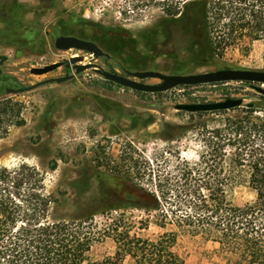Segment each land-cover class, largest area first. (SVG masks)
<instances>
[{"label":"rangeland","instance_id":"374dc122","mask_svg":"<svg viewBox=\"0 0 264 264\" xmlns=\"http://www.w3.org/2000/svg\"><path fill=\"white\" fill-rule=\"evenodd\" d=\"M10 1L6 17L12 28L6 29L0 21V69L5 77H12L10 87L65 76V66L43 75L31 69L65 62L74 54L121 75L136 70L166 74L264 70L263 39L246 35L224 50L197 56L159 30L160 21L167 17L159 6L136 8L140 0H54L37 14L29 13L33 0ZM61 35L96 41L109 57L95 59L85 51L59 50L55 40ZM72 74L63 83L0 97V170L20 173L26 166L20 192L26 196L36 187L52 194L51 218L78 215L79 206L93 203L104 208L94 218L95 228L120 219L131 225L132 236L153 241L178 231L174 223L157 224L162 210L176 223L179 215L191 209L186 193L194 195L204 171L198 165L206 149L202 126L214 127L222 117L180 111L174 105L231 97L244 99L240 107L264 108V94L258 91L264 83L226 81L146 93L106 80L93 68ZM142 81L157 83L159 79ZM21 120L24 124H17ZM140 189L159 197L160 211L138 208ZM229 198L242 206L255 199V192L241 183L229 191ZM116 249L114 241L106 238L92 254L102 258ZM173 252L185 264H235L217 243L182 232ZM122 260L136 264L127 254Z\"/></svg>","mask_w":264,"mask_h":264},{"label":"trees","instance_id":"16d2710c","mask_svg":"<svg viewBox=\"0 0 264 264\" xmlns=\"http://www.w3.org/2000/svg\"><path fill=\"white\" fill-rule=\"evenodd\" d=\"M140 2L136 8L159 6L167 16L160 21L159 30L197 56L224 50L246 35L264 40V0ZM12 4L0 0V21L6 29L13 24L6 17ZM212 113L222 117L214 127L202 126L206 149L198 165L204 171L194 195L186 193L191 209L179 215L176 223L162 210L157 224L174 223L178 231L165 233L156 241L132 236L131 225L120 219L95 228L94 218L104 208L93 203L79 206L78 215L51 218L55 208L52 194L36 187L26 196L20 192L26 166L20 173L0 170V264H124L123 254L136 264H185L173 252L178 232L217 243L235 264H264V108L237 107ZM194 171L191 166L190 174ZM241 183L252 188L255 199L239 206L231 201L229 191ZM140 198L138 208L161 210L155 193L140 189ZM106 238L114 241L115 254L95 258L93 248Z\"/></svg>","mask_w":264,"mask_h":264},{"label":"water","instance_id":"95a60500","mask_svg":"<svg viewBox=\"0 0 264 264\" xmlns=\"http://www.w3.org/2000/svg\"><path fill=\"white\" fill-rule=\"evenodd\" d=\"M55 47L59 50L77 49L86 51L93 54L95 57L109 56L98 46V44L91 40L79 38L77 36H58L55 40ZM81 60V57H73L68 61V66ZM64 62H57L45 67H34L31 72L36 75H43L52 72L63 66ZM96 68L97 73L102 75L106 80L112 81L122 87L132 89L134 91L157 93L173 89L178 86H192L201 84H211L226 81H247L264 83V70L254 69H232L222 68L216 71L193 73V74H166L157 70H136L127 71L126 75H121L116 72L105 70L103 67L95 64L76 65V73L79 74L87 68ZM74 77L73 74H66L58 78H50L36 85L20 86V87H7L3 94L10 93H23L32 90L38 86L49 83H63ZM146 79H159L157 83H149L142 80ZM258 91L264 94L263 88H258ZM244 103L243 98H227L221 101L211 102H191V103H176L174 107L180 111L190 113L198 112H212L219 110H231L242 106ZM254 104H248L252 107Z\"/></svg>","mask_w":264,"mask_h":264},{"label":"flooded vegetation","instance_id":"af4514ba","mask_svg":"<svg viewBox=\"0 0 264 264\" xmlns=\"http://www.w3.org/2000/svg\"><path fill=\"white\" fill-rule=\"evenodd\" d=\"M14 1H16V0H14ZM54 0H33V4H32V7L30 8V10H29V13H33V14H37V13H42L43 11H44V9H46L45 8V5H51L52 4V2H53ZM46 12V11H45ZM78 37V36H77ZM80 38V37H79ZM84 39V38H83ZM86 40H88V39H86ZM91 41H93V40H91ZM94 42H96V41H94ZM97 43V42H96ZM98 44V43H97ZM98 46H100L99 44H98ZM101 47V46H100ZM102 48V47H101ZM104 51V50H103ZM86 52V51H85ZM73 57H81V60H79V61H77V62H75V63H71L69 66H68V61L71 59V58H73ZM101 57H107V56H101ZM109 57V56H108ZM107 57V58H108ZM98 57H96L95 59H97ZM70 59H67V61H65L64 62V65L63 66H65V69H66V74H72V72L74 71V70H76V65H88V64H95V63H93V62H91V61H89V62H85V60L87 59V57H83V56H81V55H79V54H74V55H72L71 57H70ZM95 65H97V64H95ZM100 66V65H99ZM102 67V66H101ZM94 70H96V68H94V67H92ZM112 72H116L114 69H112ZM117 73V72H116ZM12 79V77H10V76H7V77H5L4 75H3V71H2V69H0V93H4V90L6 91V88L7 87H10V86H8V84H9V80H11ZM4 95V94H3ZM3 95H1V96H3ZM0 96V97H1Z\"/></svg>","mask_w":264,"mask_h":264}]
</instances>
